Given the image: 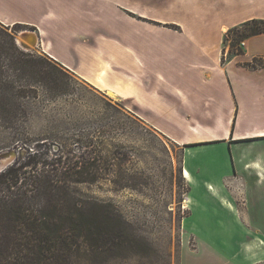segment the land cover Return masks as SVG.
<instances>
[{
	"label": "crops",
	"instance_id": "obj_1",
	"mask_svg": "<svg viewBox=\"0 0 264 264\" xmlns=\"http://www.w3.org/2000/svg\"><path fill=\"white\" fill-rule=\"evenodd\" d=\"M254 18L264 0H0V23L181 148L182 229L212 234L179 264L264 260V33L224 43Z\"/></svg>",
	"mask_w": 264,
	"mask_h": 264
},
{
	"label": "rangeland",
	"instance_id": "obj_2",
	"mask_svg": "<svg viewBox=\"0 0 264 264\" xmlns=\"http://www.w3.org/2000/svg\"><path fill=\"white\" fill-rule=\"evenodd\" d=\"M241 30L225 32L226 48H243L236 42ZM23 31L34 32L0 23V41L8 38L3 32L9 33L20 49L48 59L67 75L59 79L66 86L55 93L28 77L17 79L27 94L16 97L19 111L10 125L0 123V152H9L12 164L27 150L36 153L34 169L42 168L44 160L57 161L55 167L67 168L65 184L82 198L110 205L121 229L118 246L108 238L105 244L95 236L79 238L67 264H179L184 247L212 234L182 229L189 185L181 173V148L127 110L122 100L83 82L39 44H18L27 42L19 36ZM78 169L95 179L74 183L70 172ZM214 238L222 242L225 237L216 233Z\"/></svg>",
	"mask_w": 264,
	"mask_h": 264
},
{
	"label": "trees",
	"instance_id": "obj_3",
	"mask_svg": "<svg viewBox=\"0 0 264 264\" xmlns=\"http://www.w3.org/2000/svg\"><path fill=\"white\" fill-rule=\"evenodd\" d=\"M238 28L242 30L236 42L244 41L264 33V19L247 20L229 30ZM3 33L8 38L0 41V123L9 126L19 111L16 97L27 94V87L16 83L17 79L28 77L55 93L64 92L66 85L59 80L64 73L60 68L23 51L11 34ZM230 50L242 52L241 48ZM257 61L254 58V63ZM26 152L0 171V264H67L79 238L95 236L104 244L106 240L121 244L117 214L110 205L74 192L65 184L67 168L55 167V160H44L42 168L34 169L36 153ZM89 173L80 169L70 172L74 183L93 181L95 176Z\"/></svg>",
	"mask_w": 264,
	"mask_h": 264
},
{
	"label": "water",
	"instance_id": "obj_4",
	"mask_svg": "<svg viewBox=\"0 0 264 264\" xmlns=\"http://www.w3.org/2000/svg\"><path fill=\"white\" fill-rule=\"evenodd\" d=\"M19 36H24V40L23 41H28L29 45H28L27 42H25L24 44L22 42L18 43V44L24 46L25 48H27V46H32V47H36L37 46L38 38H37V35L34 32H32V31H23L21 34H19ZM31 39L34 40L33 43H32ZM10 164H12V161H11V156H9V152L1 151L0 152V171L5 169Z\"/></svg>",
	"mask_w": 264,
	"mask_h": 264
},
{
	"label": "bare ground",
	"instance_id": "obj_5",
	"mask_svg": "<svg viewBox=\"0 0 264 264\" xmlns=\"http://www.w3.org/2000/svg\"><path fill=\"white\" fill-rule=\"evenodd\" d=\"M24 38V37H23ZM28 39V38H27ZM26 40V39H25ZM32 40V39H31ZM28 42V41H27ZM34 42V40H32V43ZM29 44V43H28ZM31 45V44H30ZM110 93V92H109ZM185 174H186V176H187V173H186V171L184 172ZM184 174V175H185Z\"/></svg>",
	"mask_w": 264,
	"mask_h": 264
},
{
	"label": "built area",
	"instance_id": "obj_6",
	"mask_svg": "<svg viewBox=\"0 0 264 264\" xmlns=\"http://www.w3.org/2000/svg\"><path fill=\"white\" fill-rule=\"evenodd\" d=\"M242 46L244 45V42L241 41Z\"/></svg>",
	"mask_w": 264,
	"mask_h": 264
}]
</instances>
